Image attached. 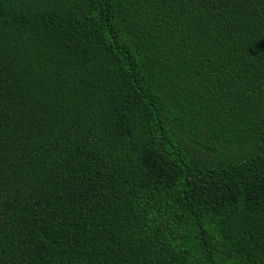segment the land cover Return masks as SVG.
Returning a JSON list of instances; mask_svg holds the SVG:
<instances>
[{"label":"trees","instance_id":"1","mask_svg":"<svg viewBox=\"0 0 264 264\" xmlns=\"http://www.w3.org/2000/svg\"><path fill=\"white\" fill-rule=\"evenodd\" d=\"M0 264H264V0H0Z\"/></svg>","mask_w":264,"mask_h":264}]
</instances>
